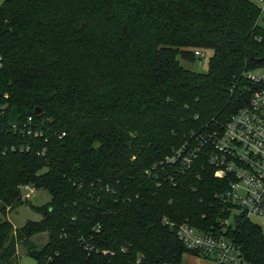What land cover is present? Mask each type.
Masks as SVG:
<instances>
[{
    "label": "trees",
    "instance_id": "1",
    "mask_svg": "<svg viewBox=\"0 0 264 264\" xmlns=\"http://www.w3.org/2000/svg\"><path fill=\"white\" fill-rule=\"evenodd\" d=\"M261 12L251 0H3L0 214L23 204V185L51 200L21 229L0 222V264H18V245L35 264L197 256L164 219L264 264V231L230 214L232 179L215 176L206 148L188 168L166 162L247 106L245 73L264 70ZM201 50L212 51L206 73L180 65Z\"/></svg>",
    "mask_w": 264,
    "mask_h": 264
},
{
    "label": "built area",
    "instance_id": "2",
    "mask_svg": "<svg viewBox=\"0 0 264 264\" xmlns=\"http://www.w3.org/2000/svg\"><path fill=\"white\" fill-rule=\"evenodd\" d=\"M194 54L203 57L201 51ZM245 79L251 85L252 92L247 106L239 109L220 130L199 137L196 140L199 144L195 148L189 152L186 147L179 149L172 157L166 158V162L188 168L200 150L206 148L207 160L214 168L215 176L232 179L223 198L230 214L237 211L264 227V70L247 72ZM32 122L29 117L27 133L40 136L38 130H32ZM20 189L25 200L34 191L29 185H23ZM164 223L174 230L187 250L211 260L212 264H249L235 244L223 235L203 233L187 223L176 225L166 219Z\"/></svg>",
    "mask_w": 264,
    "mask_h": 264
},
{
    "label": "rangeland",
    "instance_id": "3",
    "mask_svg": "<svg viewBox=\"0 0 264 264\" xmlns=\"http://www.w3.org/2000/svg\"><path fill=\"white\" fill-rule=\"evenodd\" d=\"M256 3L261 9V15L258 19V25L264 27V0H251ZM2 0H0V3ZM203 57L196 59L193 62H188L180 57L178 61L180 65L192 72L196 73H206L208 67L209 58L212 55L211 50H201ZM21 190V189H20ZM21 196V206L7 212L6 215L0 214V222L7 220L11 223L14 229H21L28 221L37 222L41 220V215L33 210L32 207H41L44 204L48 203L51 200L49 193L43 189L35 190L31 194L30 198L25 200ZM238 213L234 211L233 214ZM264 231V227H262ZM31 241L38 248H41L48 242V233H42L35 235L31 238ZM17 261L18 264H35V260L29 256L26 252V249L23 245H18L17 247ZM180 264H212L211 260L205 259L203 257L193 256L191 254H184Z\"/></svg>",
    "mask_w": 264,
    "mask_h": 264
},
{
    "label": "water",
    "instance_id": "4",
    "mask_svg": "<svg viewBox=\"0 0 264 264\" xmlns=\"http://www.w3.org/2000/svg\"><path fill=\"white\" fill-rule=\"evenodd\" d=\"M40 112H41V111H40L39 109L35 110V115H39Z\"/></svg>",
    "mask_w": 264,
    "mask_h": 264
},
{
    "label": "crops",
    "instance_id": "5",
    "mask_svg": "<svg viewBox=\"0 0 264 264\" xmlns=\"http://www.w3.org/2000/svg\"><path fill=\"white\" fill-rule=\"evenodd\" d=\"M3 1V0H2Z\"/></svg>",
    "mask_w": 264,
    "mask_h": 264
}]
</instances>
